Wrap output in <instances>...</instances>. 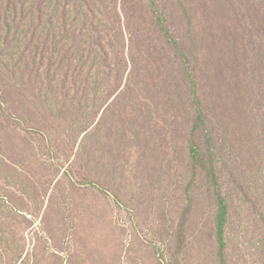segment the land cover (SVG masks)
I'll list each match as a JSON object with an SVG mask.
<instances>
[{"label": "rangeland", "instance_id": "rangeland-1", "mask_svg": "<svg viewBox=\"0 0 264 264\" xmlns=\"http://www.w3.org/2000/svg\"><path fill=\"white\" fill-rule=\"evenodd\" d=\"M155 4L193 71L205 125L195 123L181 59L160 38L149 46L161 58L160 84L130 85L73 150L75 134L59 128L44 142L6 116L24 48L0 20V196L13 193L28 213L35 264H222L216 191L228 206L224 264H264V0ZM138 43L133 81L150 56ZM192 141L205 167L194 164ZM211 152L216 183L207 176Z\"/></svg>", "mask_w": 264, "mask_h": 264}, {"label": "trees", "instance_id": "trees-1", "mask_svg": "<svg viewBox=\"0 0 264 264\" xmlns=\"http://www.w3.org/2000/svg\"><path fill=\"white\" fill-rule=\"evenodd\" d=\"M0 6L4 36L17 35L16 39L24 48L15 63L23 61L17 73V102L11 103L12 106L5 101L6 116L10 118L12 113L16 114L19 129L24 126L34 130L49 143L50 135L61 128L68 134H75L72 150L83 134L81 149L84 140L98 129L106 112L124 99L130 85L160 84L161 58L149 50L160 38L181 59L182 75L195 105V123L205 125L193 71H189L186 55L169 33L155 0H0ZM25 22L30 23L27 26ZM145 41L146 47L143 46ZM135 42L140 43L136 50L142 58L143 53L150 56L142 66V77L133 81L131 44ZM28 47L30 53L26 54ZM148 67L153 71H145ZM10 76L13 78V73ZM206 138L210 139L209 132ZM189 151L194 164L205 167L196 142L192 141ZM208 155L207 176L216 183L212 152ZM5 162L12 165L10 172L15 179L19 173L16 162L8 159ZM215 196L218 253L224 264L223 233L228 206L220 192L216 191ZM24 213L16 205L13 193L0 196V264H35L32 262L33 249L25 236L32 221L28 213ZM22 223L24 226L19 228Z\"/></svg>", "mask_w": 264, "mask_h": 264}]
</instances>
